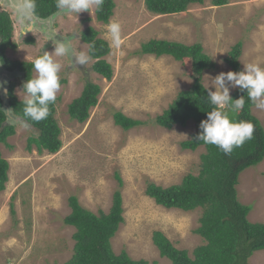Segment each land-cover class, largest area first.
Returning <instances> with one entry per match:
<instances>
[{"label":"rangeland","instance_id":"1","mask_svg":"<svg viewBox=\"0 0 264 264\" xmlns=\"http://www.w3.org/2000/svg\"><path fill=\"white\" fill-rule=\"evenodd\" d=\"M115 2L110 21L121 23L119 47L111 43L108 23L96 19V6L78 14L58 11L49 20L39 18L43 20L38 22L41 27L49 24L56 40L62 41L63 36L71 39L74 52L79 55L83 51L88 61L76 65L71 56L57 58L62 64L55 114L61 127L59 152L40 153L36 147L28 151V138L38 135V130L28 124L16 123V134L8 139L11 147L0 144L3 157L10 163L6 189L0 192V264L65 263L75 244V229L64 222L71 212L69 197L78 196L81 204L93 212H109L118 188L122 191L125 222L112 239L117 254L126 250L133 259H146L149 264H172L153 243L155 230L162 231L176 247L190 252L205 241L195 232L202 208L191 212L167 209L145 194L147 182L170 186L180 183L188 173H198L205 148L191 151L181 147V142L196 130L194 121L172 129L153 122L178 92L193 85V79L172 56L137 51L152 39L202 43L215 62L214 69L204 72L203 84L215 91L212 80L221 72L233 71L226 58L239 42L243 43L242 70L248 63L264 67V0H228L222 6L207 0L171 15H155L147 9L145 0ZM5 5L7 2L0 0L1 10ZM26 5L27 0H20L11 8L14 40L19 43L18 49L6 51L11 60L34 61L44 52L51 54L55 50L49 40L53 33H24L19 9ZM88 26L98 30L111 46L105 57L114 70L110 81L92 68L95 60L81 38ZM29 37L34 44L25 43ZM16 76L7 74L1 81L6 90V83L14 82V94L21 100L25 97L23 81ZM87 81L99 84L102 91L89 119L80 123L70 117L68 107L80 96ZM238 88H230V95ZM4 98L8 100L7 94ZM116 111L146 123L125 131L114 122ZM253 111L264 124V109L255 106ZM116 172L123 179L122 187ZM237 189L239 200L251 206L250 221L264 222V160L240 174ZM11 202L16 216L11 213ZM250 261L264 264V250L256 252Z\"/></svg>","mask_w":264,"mask_h":264},{"label":"trees","instance_id":"2","mask_svg":"<svg viewBox=\"0 0 264 264\" xmlns=\"http://www.w3.org/2000/svg\"><path fill=\"white\" fill-rule=\"evenodd\" d=\"M207 0H145L147 9L157 15L179 14L187 11L193 4H204ZM228 0H212V4L222 6ZM33 13L48 18L58 9L56 0H29ZM7 5L4 6L6 8ZM116 8L115 0H103L96 8V19L109 23ZM100 32L88 26L81 35L89 46V55L94 59L92 68L95 72L111 80L114 75L113 66L105 57L110 53L111 46L107 40L100 37ZM31 37L26 44H34ZM19 43L14 40V21L7 9L0 10V65L4 70L21 77L25 83L34 77L33 61L11 60L6 51L16 50ZM243 43H237L226 58L227 63L235 72L242 71L240 58ZM138 54H154L157 57L170 55L180 61L185 67V74L193 79V85L178 92L175 99L154 117L153 122L167 129L174 126L186 127L189 121H194L196 130L190 138L181 142L185 150L195 151L204 147L200 156L198 173H188L178 184L170 186L147 182L145 194L155 200L158 205L167 209H180L191 212L202 208L199 226L195 232L205 241L192 252L178 248L162 232L155 230L153 243L162 257L171 260L172 264H251V258L256 252L264 250V222H253L249 219L251 206L239 200L237 186L240 174L259 165L264 160V124L254 114L255 104L248 98L247 90H235L230 96L233 99L229 105L219 110L227 111L234 121H249L254 125L252 138L246 140L240 147H235L232 153L225 154L215 145L207 144L197 137L202 131L200 124L208 118V112L215 107L208 99V89L203 84V74L214 69L215 62L208 55L200 42L192 45L178 41L152 39L142 44ZM43 55V54H41ZM39 55V56H41ZM38 56V57H39ZM64 81V80H62ZM21 82L23 85L24 83ZM1 83V82H0ZM15 84H7V97L0 90V144L11 145L8 139L16 134V123L9 122L5 111L13 110L14 115L23 118L26 124L38 130V135L28 138L27 149L36 147L40 153L48 151L57 153L62 147L61 127L55 117L59 97L49 105V115L41 121H33L23 117V99L14 94ZM102 88L93 81H87L79 97L74 98L68 107L73 120L86 122L90 111L99 102ZM243 97V107L232 111L230 105L236 99ZM114 122L125 131L142 126L146 122L132 118L120 111L114 113ZM10 163L3 157L0 149V192L6 189L9 180ZM119 186L123 179L116 172ZM71 212L64 218L66 225L75 228L73 254L65 263L55 264H149L146 259H133L126 250L117 254L112 246L120 226L125 222L122 191L118 188L113 195V203L109 212L99 209L93 212L85 208L79 197H69ZM11 213L16 216L14 202H11Z\"/></svg>","mask_w":264,"mask_h":264},{"label":"clouds","instance_id":"3","mask_svg":"<svg viewBox=\"0 0 264 264\" xmlns=\"http://www.w3.org/2000/svg\"><path fill=\"white\" fill-rule=\"evenodd\" d=\"M7 4L6 8L4 6L2 8L12 13L11 8L15 3L7 2ZM102 4L103 0H56L59 13L64 14H78L85 10L88 11L93 6L99 7ZM28 7H30L29 0ZM31 12L26 7L19 9V20L24 25V33L28 31L36 33L38 30L46 34L53 33L49 40L53 41L55 47L54 53L44 52L43 55L34 59L32 64L36 75L23 85V92L25 93L22 100L24 104L23 117L38 122L49 115V105L55 102L56 95L61 88L60 73L62 64L57 58L71 56L76 65H85L88 56L83 51L77 55L72 48L71 39L63 36L62 41L56 40L57 35L54 34V30L49 24L45 23L42 27L40 26L37 19L49 20L54 14L47 19ZM107 34L111 38L112 45L119 47L121 43V23L114 20L109 21ZM212 84L216 90H209L207 97L215 107L208 112V118L201 122L200 128L202 131L197 139L215 145L225 154L230 155L235 147L242 146L246 140L252 138L254 125L249 121H234L227 111L219 109L230 104V101L233 100L230 96V88L236 87H239L241 91L247 90V96L255 106L258 109H264V67H261L259 63L244 64V69L240 72H221L212 80ZM0 90L5 95L7 94L3 83H0ZM230 107L232 111L240 110L243 107V97L236 99ZM5 113L9 122L26 124L23 118L13 114V110H7Z\"/></svg>","mask_w":264,"mask_h":264},{"label":"flooded vegetation","instance_id":"4","mask_svg":"<svg viewBox=\"0 0 264 264\" xmlns=\"http://www.w3.org/2000/svg\"><path fill=\"white\" fill-rule=\"evenodd\" d=\"M4 1H6V2H13L14 3V1L15 2H20V0H4ZM27 3H28V0H27ZM26 8H27V10L28 11H30L31 12V9H30V7H28L27 5L25 6ZM32 13V12H31ZM33 15V14H32ZM34 16V15H33ZM34 18H35V16H34ZM37 19V18H36ZM37 21L38 22H41V21H43V20H39V19H37ZM11 75V73L10 72H8L7 70H4L3 71V68L1 67V65H0V80L2 79L1 77L3 76V78L6 76V75ZM1 82V81H0ZM2 83V82H1Z\"/></svg>","mask_w":264,"mask_h":264},{"label":"crops","instance_id":"5","mask_svg":"<svg viewBox=\"0 0 264 264\" xmlns=\"http://www.w3.org/2000/svg\"><path fill=\"white\" fill-rule=\"evenodd\" d=\"M3 2V0H1ZM15 4H17V2L14 1ZM183 66V65H182Z\"/></svg>","mask_w":264,"mask_h":264},{"label":"water","instance_id":"6","mask_svg":"<svg viewBox=\"0 0 264 264\" xmlns=\"http://www.w3.org/2000/svg\"><path fill=\"white\" fill-rule=\"evenodd\" d=\"M57 13H58V11L53 16H55Z\"/></svg>","mask_w":264,"mask_h":264}]
</instances>
